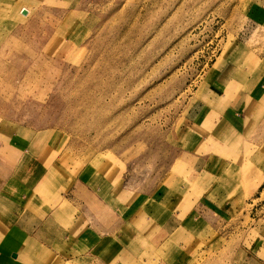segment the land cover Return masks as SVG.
<instances>
[{
  "label": "rangeland",
  "instance_id": "obj_1",
  "mask_svg": "<svg viewBox=\"0 0 264 264\" xmlns=\"http://www.w3.org/2000/svg\"><path fill=\"white\" fill-rule=\"evenodd\" d=\"M256 5L264 0H0V125L48 140L51 176L108 208L101 218L83 209L116 233L92 251L108 263L92 264H264V102L239 135L213 122L215 132L182 136L218 54L264 52V27L248 22ZM186 189L197 207L176 216L183 242L171 234L153 247L174 215L167 201ZM48 254V264H89Z\"/></svg>",
  "mask_w": 264,
  "mask_h": 264
},
{
  "label": "crops",
  "instance_id": "obj_2",
  "mask_svg": "<svg viewBox=\"0 0 264 264\" xmlns=\"http://www.w3.org/2000/svg\"><path fill=\"white\" fill-rule=\"evenodd\" d=\"M249 12L248 22L264 27V6L256 5ZM220 55L211 64L204 90L188 106L183 138L191 128L206 130L213 122L224 131L218 132L221 135H239V131L247 130L260 119L264 102V52L253 55L241 45H232ZM210 130L214 131L213 126ZM49 157L48 140L19 132L8 134L0 125V264H48V253L63 263H82L85 258L89 264L108 263V253L99 258L92 253L99 243L116 234L108 233V218L101 221L96 218L107 217L108 208L102 212L96 197L77 201L83 185L75 183L66 190L62 177L51 176L49 164L53 160ZM95 172L102 177L101 170ZM115 191L123 202L122 191ZM89 193L93 195L91 190ZM180 193L167 201L173 203L174 213L166 226L168 232L158 231L149 239L155 248L173 239L171 234L178 238V244L183 242L185 235L181 237V222L176 216L188 217L197 205L188 197V189ZM124 204L120 206V226L128 224L132 216L133 208L128 207V202ZM89 207L97 215L90 217L88 211H83ZM160 234H164L162 239Z\"/></svg>",
  "mask_w": 264,
  "mask_h": 264
}]
</instances>
